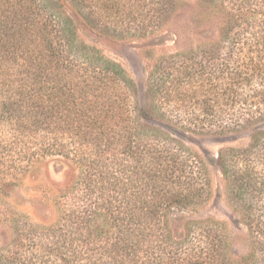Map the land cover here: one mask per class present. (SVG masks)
Instances as JSON below:
<instances>
[{"label":"trees","instance_id":"1","mask_svg":"<svg viewBox=\"0 0 264 264\" xmlns=\"http://www.w3.org/2000/svg\"><path fill=\"white\" fill-rule=\"evenodd\" d=\"M201 1L208 9L195 10L202 18L192 22L214 17L213 38L160 58L145 107L133 101L123 67L79 41L69 12L103 33L152 32L163 27L170 0H0V186L16 185L40 164L46 174L55 163L75 170L60 196L65 223L53 224L60 233L50 244L64 264H218L225 257L211 239L175 242L171 224L178 210L205 202V174L186 133L225 116L250 128L260 117L251 107L254 99L264 105V0ZM254 81L257 95L249 93ZM6 147L11 153L1 154ZM218 160L232 161L221 152ZM253 179L244 175L247 185H259ZM246 218L250 227L261 223ZM192 223L188 235L201 230ZM83 233L114 241L79 246ZM0 264H12V256L0 255Z\"/></svg>","mask_w":264,"mask_h":264},{"label":"rangeland","instance_id":"2","mask_svg":"<svg viewBox=\"0 0 264 264\" xmlns=\"http://www.w3.org/2000/svg\"><path fill=\"white\" fill-rule=\"evenodd\" d=\"M170 1L171 9L164 18L163 27L154 28L152 32L134 27L122 33H103L76 11L69 12L79 41L123 67L132 80L131 94L137 106L151 104L147 92L148 75L160 58L207 42L215 32L214 17L206 23L192 22L202 18L196 14L192 16L195 10L204 14L208 9L201 0ZM179 25L183 29L175 31ZM260 88L258 81H254L249 93L257 95ZM252 105V110L260 111V117L250 128L232 124L233 119L225 116L213 125L206 124L186 133L185 144L198 155L205 174V202L189 213L173 210L181 217L171 224L170 235L178 243H186L195 236L194 241L202 246L205 240L211 239L219 253L225 256L218 264H264V105L255 99ZM7 149H1V154L11 153ZM220 152L232 161L220 165ZM33 172H26L16 185L0 186V255H11L12 264H64L58 250L50 248V244L60 233L57 225L63 228L65 223L60 203L64 197L60 196L67 195L64 188L77 173L66 163L52 164L47 174L40 164ZM245 174L259 185H247ZM46 201L52 207L46 208ZM246 216L256 218L254 222L259 219L262 224L253 223L250 227ZM194 220L199 221L197 225L201 230L188 235ZM208 234L213 238L206 237ZM112 241L103 234L87 236L83 233L80 238L77 236L75 243L98 249L109 247ZM146 254L150 251H145ZM96 263L119 264L111 259Z\"/></svg>","mask_w":264,"mask_h":264}]
</instances>
